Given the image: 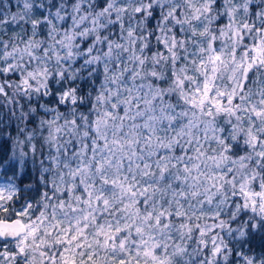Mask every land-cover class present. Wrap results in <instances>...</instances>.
<instances>
[{"label": "snow or ice", "instance_id": "snow-or-ice-1", "mask_svg": "<svg viewBox=\"0 0 264 264\" xmlns=\"http://www.w3.org/2000/svg\"><path fill=\"white\" fill-rule=\"evenodd\" d=\"M0 264H264V0H0Z\"/></svg>", "mask_w": 264, "mask_h": 264}]
</instances>
